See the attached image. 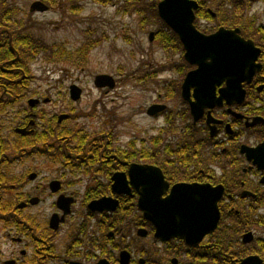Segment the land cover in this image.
<instances>
[{
  "label": "flooded vegetation",
  "instance_id": "obj_1",
  "mask_svg": "<svg viewBox=\"0 0 264 264\" xmlns=\"http://www.w3.org/2000/svg\"><path fill=\"white\" fill-rule=\"evenodd\" d=\"M57 1L33 0L28 11L46 12ZM68 1L73 11L77 0ZM91 1L113 6L116 12L136 14L149 43L156 42L167 53L182 54L181 63L160 64L147 70L143 78L154 80L163 72L180 77L155 82L160 91L145 113L155 120L161 118L163 123L149 136V148L130 143V150V144L125 147L116 140L113 130L88 138L82 129L66 126L78 118L73 110L53 114L45 122L42 116L39 118L41 112L33 109L48 98L22 94L12 104L11 87L25 81L29 49L26 27L15 30L13 25L26 23L29 12L15 0H0V108L5 105L0 111V170L7 167L8 180L15 181L13 187L22 196L6 208L7 222L0 221L8 240L19 246L10 250V258L3 264H245L248 258L264 263V0L185 1L190 4L191 24L197 33H229L236 41L242 39L250 53V59L225 57L213 79L203 75L185 90L187 75L199 66L184 57L186 48L180 34L160 16L158 5L162 0ZM35 2L42 3L44 9L32 8ZM178 19L188 20L183 16ZM125 39L130 40L128 36ZM238 59L243 69L255 67L239 87L228 70L237 65ZM246 59L254 63H242ZM115 84L111 88L94 86L108 91ZM198 84L209 88L196 87ZM202 98L207 102L204 106L197 103ZM23 100L28 107L15 111L18 120H9L12 107ZM30 100L35 101L30 104ZM193 102L199 104L198 110L202 106L196 115L191 110ZM151 105L164 107L149 114ZM49 130L53 134L49 140L30 145L26 140L21 145L16 141L18 147L13 150L14 138L25 139L36 131L40 134ZM34 156L57 164L59 173L44 175L28 166L13 174L19 162L23 165ZM144 165L160 169L168 184L163 197L178 183H209L216 186V192L221 190L215 228L191 242L158 237L157 224L145 218L139 207ZM46 198L51 199L49 216L47 222H40L29 211ZM61 199H69L66 213ZM100 199H106L103 207H92L93 201ZM54 214L58 223L52 227Z\"/></svg>",
  "mask_w": 264,
  "mask_h": 264
},
{
  "label": "rangeland",
  "instance_id": "obj_2",
  "mask_svg": "<svg viewBox=\"0 0 264 264\" xmlns=\"http://www.w3.org/2000/svg\"><path fill=\"white\" fill-rule=\"evenodd\" d=\"M32 1L15 0L27 11ZM69 4L68 0H58L54 8L46 12L28 11L26 23L13 25L15 30L21 25L26 27L28 40L44 48L28 60L27 97L48 98L46 103H40L33 110L41 112L39 118L42 116L45 122L53 114L57 116L73 110L78 118L67 122L66 126L82 129L88 138L113 130L116 140L125 147L131 143L149 148V136L163 123L161 118L155 120L145 113L160 91L155 82L180 75L163 72L154 80L143 78V75L160 64L181 63L182 54L167 53L156 42L149 43L134 13L116 12L113 6L98 5L91 0H77L73 11ZM17 32L21 33L20 29ZM126 36L130 40H126ZM100 73L114 78L113 89L106 91V88L94 86V76ZM72 84L82 89L81 97L76 101L69 98ZM164 102L168 104V100ZM169 104L175 106L176 102ZM22 107H28L27 100L12 107L9 120H18L15 111ZM112 125L114 127L110 129ZM28 166L41 170L44 175L53 176L60 171L57 164L46 161L45 157L43 160L34 156L23 165L19 162L13 174H19ZM50 202L51 199L46 198L44 203L30 210V214L40 222H47ZM1 227L0 264H3V260L10 258V250L19 246L8 240L3 224Z\"/></svg>",
  "mask_w": 264,
  "mask_h": 264
},
{
  "label": "water",
  "instance_id": "obj_3",
  "mask_svg": "<svg viewBox=\"0 0 264 264\" xmlns=\"http://www.w3.org/2000/svg\"><path fill=\"white\" fill-rule=\"evenodd\" d=\"M186 0H162L158 5L160 16L169 24H171L180 34L181 40L186 48L184 57L190 63H196L198 69L189 72L183 84L184 90L198 79H203V75L207 79H213V74L220 71V65L224 64L223 59L230 55H236L237 58L250 59V53L243 44L242 39L234 40L226 32H218L210 36H203L197 33L192 27V11L185 2ZM181 2V3H180ZM190 5V4H188ZM174 6V7H173ZM39 10L44 9V5L39 2L32 4ZM173 8V9H172ZM174 9H181L179 14ZM188 18L186 21H180L178 18ZM248 44V43H247ZM204 47V50H203ZM254 56H252L253 58ZM237 65L228 69L232 77L236 80L237 87L244 79L251 77L255 67L252 69H243L240 67L241 60L236 61ZM242 63L251 65L254 60H243ZM248 76V78H247ZM94 84L97 87H113L115 82L109 74H97L94 78ZM196 87L209 88L207 84H198ZM243 93V90L241 91ZM81 89L76 85H70V97L76 100L80 97ZM35 100H30V104ZM201 105H206V100L198 101ZM191 103V110L194 115L200 111L197 104ZM162 105H151L147 112L154 114L161 110ZM145 171L142 172L139 197V207L143 211V215L148 220L157 224L156 235L162 237H178L183 238L187 242L200 240L204 234L211 232L218 221L219 213L217 209V200L220 197L221 190L216 192V186L209 183H178L171 187L170 192L165 197L162 196L163 191L168 184L164 180L163 175L158 167L142 166ZM148 168V170H146ZM133 169V167H132ZM149 169L151 171L149 172ZM132 175V174H131ZM146 179V181L144 180ZM153 193V194H152ZM106 199L93 201L92 207L95 209L103 207L101 204ZM35 202L32 200V203ZM65 204V213L69 211V199H61L59 201ZM63 207V206H62ZM58 223L57 215L54 214L50 219V225L55 227ZM245 264H264L257 259L248 258L244 260Z\"/></svg>",
  "mask_w": 264,
  "mask_h": 264
},
{
  "label": "trees",
  "instance_id": "obj_4",
  "mask_svg": "<svg viewBox=\"0 0 264 264\" xmlns=\"http://www.w3.org/2000/svg\"><path fill=\"white\" fill-rule=\"evenodd\" d=\"M28 46H29L28 54H27L28 60H32L40 52H43V50L41 49L42 47L37 46V44L32 43L31 40L28 41ZM14 77L15 76H13V78ZM28 77H29V74H28V71H26V76L24 77L25 79L24 83L14 84L11 87L12 88V104H14L19 99L20 95L23 94L24 96H27L29 94V89L28 87H26L28 85V79L30 78ZM4 107L5 105H3L2 108H0V111H4ZM47 133L49 135H47ZM47 133L41 132L40 134H38V131H36L33 136H28L25 139H23L24 137L23 138L17 137L16 139L14 138V140L12 141L13 150H17L18 146L16 145L17 144L16 141H18V144L21 145L22 142L26 140L27 144L30 145V144H34L40 139L49 140V138L53 134L52 132H50V130ZM6 168H4L2 171L0 170V221L3 222L4 224L7 222L5 217H7L8 215L5 211L6 208L10 206H14L15 203L18 202L22 198L21 193L16 188L13 187L14 185H16L15 181L8 180L9 176L8 174L5 173Z\"/></svg>",
  "mask_w": 264,
  "mask_h": 264
}]
</instances>
